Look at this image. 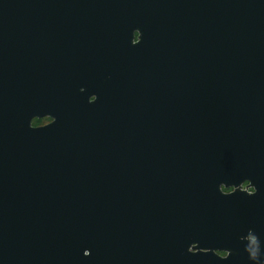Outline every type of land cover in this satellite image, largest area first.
Listing matches in <instances>:
<instances>
[{"label":"water","instance_id":"95a60500","mask_svg":"<svg viewBox=\"0 0 264 264\" xmlns=\"http://www.w3.org/2000/svg\"><path fill=\"white\" fill-rule=\"evenodd\" d=\"M0 264H264V0H0Z\"/></svg>","mask_w":264,"mask_h":264},{"label":"flooded vegetation","instance_id":"af4514ba","mask_svg":"<svg viewBox=\"0 0 264 264\" xmlns=\"http://www.w3.org/2000/svg\"><path fill=\"white\" fill-rule=\"evenodd\" d=\"M137 34H135L134 41L136 39ZM87 42L84 45H80L76 47V49L72 52L79 53L82 56H75L72 59L73 62V70H71V78L74 83H85V88L77 89V92L83 95V92L88 96V103H93L96 101V94L102 92V86L106 84L108 79V59L110 57L111 63L116 60L119 56L118 49L120 46L119 41L109 42L107 40V36L103 35H95L94 33L86 36ZM71 62V61H70ZM81 65V67H79ZM85 65V67H83ZM112 67V64H110ZM76 91V88H75ZM90 92L92 94H90ZM52 109L59 110V106L55 105V100H49V106L45 112L46 115L40 118H32L30 120V125L32 127H42L54 120V112ZM248 182H243L241 184V190L247 189L248 194H252V189L246 188ZM224 193H229L232 191V188L226 189L224 187L221 188ZM250 239H254L251 237ZM217 256L223 258L228 255V251L215 250L214 252Z\"/></svg>","mask_w":264,"mask_h":264}]
</instances>
